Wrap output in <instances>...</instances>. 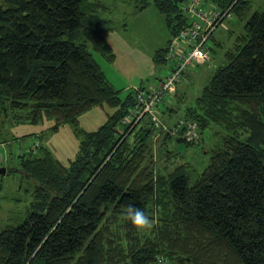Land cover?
Returning <instances> with one entry per match:
<instances>
[{
	"label": "trees",
	"instance_id": "trees-1",
	"mask_svg": "<svg viewBox=\"0 0 264 264\" xmlns=\"http://www.w3.org/2000/svg\"><path fill=\"white\" fill-rule=\"evenodd\" d=\"M106 1L0 0V124L50 119L57 130L78 125L92 107L110 108L96 129L79 132L67 165L38 143L17 155L31 200L22 220L0 226V264H264V8L245 19L194 101L184 102L180 82L201 60L182 69L153 118L139 116L137 94L154 88L179 54L154 86L119 96L94 56H113ZM188 1L152 0L170 32L164 60L196 19ZM201 6L222 17L208 38L211 57L220 22L229 13L243 19L250 2ZM207 129L216 143L192 179L191 165L173 166L178 152L167 146L198 145ZM189 130L199 143L187 140ZM128 205L153 218L150 232L124 218Z\"/></svg>",
	"mask_w": 264,
	"mask_h": 264
},
{
	"label": "rangeland",
	"instance_id": "rangeland-1",
	"mask_svg": "<svg viewBox=\"0 0 264 264\" xmlns=\"http://www.w3.org/2000/svg\"><path fill=\"white\" fill-rule=\"evenodd\" d=\"M106 2V9L102 15L111 20V29L106 34V41L111 46L113 56L107 57L99 52H95L94 56L107 80L118 90L121 97L134 86H154L171 65L169 59L167 61L162 58L170 38L164 15L156 9L152 0ZM249 2L250 7L243 19L239 20L229 13L220 22L213 34L219 45L209 41L213 46V52L209 60L207 59L208 62L202 59L197 67L187 69V76L180 82L185 103L194 101L216 66L224 63L223 54L231 47L235 37L242 32L245 19L252 12L264 8V0ZM158 52L159 55L156 57ZM109 110L108 106L102 109L92 107L78 116V125L63 123L57 130L52 129L53 121L50 119L37 124L4 119L0 124V138L7 141L0 144V154L4 155L0 165H5L7 169L5 174H0V226L22 220L26 215V205L31 200V195L23 189L29 190L32 181L23 178L17 155L38 143L40 148H48L56 159L67 165L69 160L77 156L81 139L79 132L96 129L104 122L103 111ZM200 137L201 134L195 132L187 140L199 143ZM215 143L216 137L212 136L210 129L202 132V139L198 145H188L184 142L169 143L168 149L178 152L173 155L172 165L188 162L194 179L208 162L209 155L205 150L213 147ZM40 148L34 150L39 154Z\"/></svg>",
	"mask_w": 264,
	"mask_h": 264
},
{
	"label": "built area",
	"instance_id": "built-area-1",
	"mask_svg": "<svg viewBox=\"0 0 264 264\" xmlns=\"http://www.w3.org/2000/svg\"><path fill=\"white\" fill-rule=\"evenodd\" d=\"M185 12L196 17L188 28L180 30L178 36L171 40L168 46V59H173L174 55L179 54V61L175 67L158 81L154 88L148 92L137 94L139 104L142 103L139 116L149 112L154 114V107L159 99L164 95L172 93L175 80L178 79L182 69L192 61L207 60L209 58L208 38L211 31L215 28L222 17L213 9L206 10L201 6V0H190L185 4ZM137 105V107L139 106ZM192 137V131L187 132V139ZM3 156L0 154V161Z\"/></svg>",
	"mask_w": 264,
	"mask_h": 264
},
{
	"label": "clouds",
	"instance_id": "clouds-1",
	"mask_svg": "<svg viewBox=\"0 0 264 264\" xmlns=\"http://www.w3.org/2000/svg\"><path fill=\"white\" fill-rule=\"evenodd\" d=\"M124 218L131 223V225L140 234H146L154 228V220L149 217L143 209L134 205H128L124 212ZM159 260V258H157ZM163 264V262H161Z\"/></svg>",
	"mask_w": 264,
	"mask_h": 264
},
{
	"label": "water",
	"instance_id": "water-1",
	"mask_svg": "<svg viewBox=\"0 0 264 264\" xmlns=\"http://www.w3.org/2000/svg\"><path fill=\"white\" fill-rule=\"evenodd\" d=\"M6 166L5 165H0V174H5L6 173Z\"/></svg>",
	"mask_w": 264,
	"mask_h": 264
},
{
	"label": "crops",
	"instance_id": "crops-1",
	"mask_svg": "<svg viewBox=\"0 0 264 264\" xmlns=\"http://www.w3.org/2000/svg\"><path fill=\"white\" fill-rule=\"evenodd\" d=\"M152 85H153V84H152ZM152 85H151V86H152ZM97 109H99V108L97 107ZM100 111H101V110H100ZM103 115H104V114H103Z\"/></svg>",
	"mask_w": 264,
	"mask_h": 264
}]
</instances>
